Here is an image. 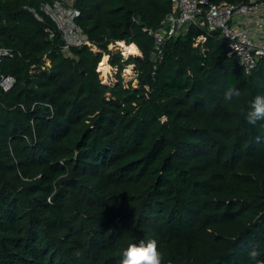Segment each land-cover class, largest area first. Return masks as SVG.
<instances>
[{
  "label": "trees",
  "instance_id": "trees-1",
  "mask_svg": "<svg viewBox=\"0 0 264 264\" xmlns=\"http://www.w3.org/2000/svg\"><path fill=\"white\" fill-rule=\"evenodd\" d=\"M53 1L0 0V264H121L149 240L162 264H264V121L242 111L264 96V56L247 73L200 21L157 57L170 0H75L91 45L65 53Z\"/></svg>",
  "mask_w": 264,
  "mask_h": 264
},
{
  "label": "built area",
  "instance_id": "built-area-1",
  "mask_svg": "<svg viewBox=\"0 0 264 264\" xmlns=\"http://www.w3.org/2000/svg\"><path fill=\"white\" fill-rule=\"evenodd\" d=\"M75 0H54L52 4L41 7L43 14L55 23L60 32L62 51L69 52L71 46H90L87 35L75 23L79 11ZM171 11L160 21L158 27L149 31L154 40L155 55L160 57L165 42L172 37L184 34L188 25L204 21L208 32L217 31L248 73L256 61L264 56V1L248 0L238 5L210 0H170ZM34 17L43 21V17L31 10ZM185 27V31L183 28ZM204 35L195 38V45L204 40ZM6 49H0V56L7 55ZM98 69V68H97ZM14 83L11 76H1L0 86L8 90Z\"/></svg>",
  "mask_w": 264,
  "mask_h": 264
},
{
  "label": "clouds",
  "instance_id": "clouds-1",
  "mask_svg": "<svg viewBox=\"0 0 264 264\" xmlns=\"http://www.w3.org/2000/svg\"><path fill=\"white\" fill-rule=\"evenodd\" d=\"M239 90L228 88L224 92V100L231 101L234 96H239ZM244 119L250 125H255L258 121H264V96H257L247 109L242 110ZM121 264H162L163 255L157 248L155 240L132 244L123 250ZM251 259L255 260L257 252H249Z\"/></svg>",
  "mask_w": 264,
  "mask_h": 264
},
{
  "label": "rangeland",
  "instance_id": "rangeland-1",
  "mask_svg": "<svg viewBox=\"0 0 264 264\" xmlns=\"http://www.w3.org/2000/svg\"><path fill=\"white\" fill-rule=\"evenodd\" d=\"M183 31H185V27L183 28ZM120 43V44H119ZM123 44V45H122ZM134 44V43H133ZM125 45H130V44H126L124 41H118L116 43L110 44L109 45V49H111L114 53L115 52H120L123 56L124 59H127L128 57L131 56H137V55H128L125 53ZM136 46V45H135ZM137 47V46H136ZM138 49V48H137ZM103 56L106 57V64L108 65L107 70L106 71H100L99 72V77L101 78V80L105 83H108L110 85L114 84L115 81V77L118 73V70L115 67H112L109 63H108V57L106 54H103ZM103 56L101 58V60H103ZM100 60V61H101ZM100 63V62H99ZM98 63V66L100 65ZM131 66V65H130ZM134 69L131 67L129 68V65H126L123 70L121 71V78H123V81L126 83L127 81L133 80L134 77ZM134 80L132 82V84H134Z\"/></svg>",
  "mask_w": 264,
  "mask_h": 264
},
{
  "label": "bare ground",
  "instance_id": "bare-ground-1",
  "mask_svg": "<svg viewBox=\"0 0 264 264\" xmlns=\"http://www.w3.org/2000/svg\"><path fill=\"white\" fill-rule=\"evenodd\" d=\"M120 44V43H119ZM123 45V44H122ZM125 49V53L128 54V55H137V56H141V53L140 51L137 49V47L135 46V44L131 43L130 45H125L124 47ZM108 57V56H107ZM100 65L98 66V71H106L107 70V67L108 65L106 64V57L103 56V60L100 61L99 63ZM133 68V65H129V68Z\"/></svg>",
  "mask_w": 264,
  "mask_h": 264
}]
</instances>
